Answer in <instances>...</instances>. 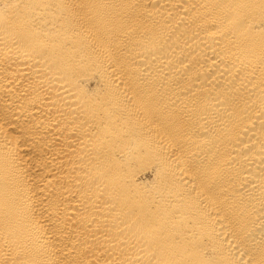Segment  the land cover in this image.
Instances as JSON below:
<instances>
[{
	"label": "bare ground",
	"instance_id": "6f19581e",
	"mask_svg": "<svg viewBox=\"0 0 264 264\" xmlns=\"http://www.w3.org/2000/svg\"><path fill=\"white\" fill-rule=\"evenodd\" d=\"M0 264H264V0H0Z\"/></svg>",
	"mask_w": 264,
	"mask_h": 264
}]
</instances>
